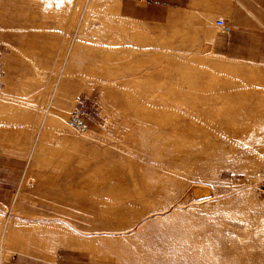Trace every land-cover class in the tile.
Listing matches in <instances>:
<instances>
[{"label": "rangeland", "instance_id": "374dc122", "mask_svg": "<svg viewBox=\"0 0 264 264\" xmlns=\"http://www.w3.org/2000/svg\"><path fill=\"white\" fill-rule=\"evenodd\" d=\"M51 1L54 4L45 0H0V92L9 93L13 100L29 97L43 114L48 105L58 103L66 121L78 112L87 128L74 129L78 141L69 144L71 149L67 143L61 146L58 136H45L48 146L45 144L41 151L44 158L30 172L29 155L39 151L38 131L28 134L21 148L12 137L3 138L0 179L8 182L0 180V185L8 189H0V264H264V140L249 146L244 145L247 138L237 136L235 140L241 143L225 142V150L210 141L187 142L194 145L191 155L180 158L188 154L183 150L185 144L190 145L152 135L146 123L155 119L144 115L137 101L146 98L140 91L149 85L134 88L131 83L144 71H150L155 80L162 78L166 57L158 61L156 51L166 45L169 52L176 51L180 38L170 37L165 45L157 39L145 43L136 54L143 69L133 70L130 63L123 68L124 62L116 67L111 62L115 63L109 64L115 66L113 71L101 63L102 53L109 49L106 37L86 32L100 24L97 14L86 13L80 19L84 0ZM190 1L185 0L183 8L190 7ZM56 2L61 4L60 9ZM122 2L131 6L144 0ZM212 2L207 7L213 12L216 33L218 17L230 26L229 33H224L228 36L231 19L240 12L243 24L251 30L242 32L235 45L225 49L215 46V33L211 48L229 57L264 64V0ZM204 7L199 9L207 11ZM183 8L165 24H146L152 32L163 28L169 35L171 26H180L177 20ZM57 14L62 17L54 18ZM78 20L84 27L79 31ZM83 33L90 41L74 43L73 38ZM169 73L175 74L173 70ZM259 80L264 82V76ZM162 87L159 90H165ZM129 88L136 95L127 94ZM197 95L200 105L202 95ZM8 128L1 126L3 130ZM88 130L95 134L89 132L92 138L88 134L91 139L81 140ZM68 148L73 150L71 154L75 152L74 158ZM7 219L22 224H60L77 235L93 238L94 248L78 250L59 245L51 249L52 256L51 250L47 251L52 242H47L46 248L42 241L45 237V241L52 240L51 236L41 237L34 228H30V234L25 227L10 229ZM35 234L40 238L35 239Z\"/></svg>", "mask_w": 264, "mask_h": 264}, {"label": "bare ground", "instance_id": "6f19581e", "mask_svg": "<svg viewBox=\"0 0 264 264\" xmlns=\"http://www.w3.org/2000/svg\"><path fill=\"white\" fill-rule=\"evenodd\" d=\"M45 1L49 4L53 3L51 0ZM62 1L59 3L62 4ZM57 3L58 2H56V4ZM59 3L56 5L57 9H60L61 7V4L59 5ZM84 3L80 19L83 20L86 13L88 14L87 16H89V14L92 15L93 13V15L97 14L95 18H97L100 22V24L98 23L97 25H93L89 30L87 29L88 31L86 30V32H94V35L97 33L99 34V37L100 35L101 37H106L107 43H105L109 46V49L107 50L106 48L104 53H102L104 54V62L101 61V63H103V67H108L111 62H115V66L120 67L119 65L124 62L121 65L123 68H126L125 66L130 63L129 67H132L133 70L143 69L140 62L141 60L137 58L136 54H138V50L142 51L141 48L145 43H153V41L157 39L160 44L163 43V45H165L170 37L173 38L178 36V38H180L178 39L180 42L178 43L179 45L176 51L169 52V49L166 47L168 45L165 47L163 46V49H159L158 52L156 51L157 55H160L157 58L158 61L161 56L166 57V67H162L164 72H162V78L155 80L154 75L152 76L150 71H144L141 76L138 78L135 77V80L132 79L133 82H131L134 88H140L143 83H147V86L149 85V88L140 91L143 95L145 94L144 96H146V98L140 100L138 98L137 101L139 102L138 107L144 111V115L146 114V116H151L155 119L152 122H148V120V123H146V125L151 128L150 131H152V135L154 137L160 136L161 138L162 136H168L170 143H176L180 140L184 144L185 142L198 144V142L202 143L210 141L215 143V145H221L223 150H225L227 148V144L231 142L241 143L235 140L237 136L243 135L247 138V143L245 142L244 145L249 146H252L254 142L264 140V82H260L259 80L260 77L264 76V64L229 57L222 53H218L211 48L210 43L216 32L214 31V24L212 23L213 12L208 11L209 8L207 6H209V4H213L212 0H191L189 5L190 7L183 8V12L178 17L177 21H179L180 26H171L173 30L169 32L170 36L163 28L161 30L158 29L160 30L159 32L156 30L157 33L155 30L152 32L145 21L123 13L122 0H84ZM201 6L208 8L207 11H202L204 9L200 10L199 7ZM57 9L54 7V10ZM57 11L58 13H64L62 10ZM63 15H65V13ZM58 16L61 15L57 14L54 18ZM74 17L75 16L73 14L72 18ZM92 19L94 18L92 17ZM82 20L81 22L78 20V24H76L78 27L76 28L77 31H79L80 28H84L82 27L83 24L81 25ZM87 20L83 21V23L85 22L84 24H87ZM84 33L73 38V42L79 45H82L81 43H83L84 45V42L87 43L90 41L86 35L87 33ZM86 43L85 45H88ZM90 43L91 42H89V44ZM180 45L185 48L180 49ZM203 46H205L206 49L201 51ZM106 59L110 62L108 65L106 63L108 62ZM112 64L110 66H112ZM98 65L100 66L102 64ZM133 65L137 66L134 67ZM110 66V69L115 68V66L114 68H111ZM170 70H173L175 74L173 75L172 73H169ZM113 71H116V69ZM68 72L69 70H66V73ZM53 73H55V71ZM150 86L152 87L150 88ZM162 86L168 88L166 89ZM160 87L165 90H159ZM141 88L143 87L141 86ZM131 90L132 89L125 91L127 94H130L131 92L135 93V91ZM197 94L202 95L200 100H202L203 103L200 105L197 102ZM28 99L29 97L24 100L17 98L13 100L10 98L9 93L0 92V140L2 139L0 143L3 141L5 136H9L12 137V141L15 142L16 146L21 148L20 146L23 145L22 143L27 138L28 134L38 131L40 141L37 145L38 147H36V149L38 148L36 151H39L35 152L37 155H29L30 157L27 166L29 167L27 168L29 171V169L32 170V168L39 163V159L43 157V153L41 151L44 149L46 144V140H44L45 136H58V139L62 141L60 142L58 140L59 143H62L60 144L61 146L64 143H67L68 145H75L78 139L76 137L77 134L74 133V128L69 124V121H66L65 111L58 108V103V107L56 106L57 104L48 105L47 107L45 106L46 108H43L45 114H43L40 111V107L31 103ZM37 101L38 99L36 100V103ZM62 105L64 104L62 103ZM1 126H9V128L3 130L1 129ZM92 131L88 130V132H83L80 139L83 141L89 140L88 138H92L91 134H95V131ZM89 132L92 133L89 134ZM88 134L90 137H88ZM4 140H6V138H4ZM225 142L228 143L226 144ZM46 145L48 146V143ZM70 145L69 148L71 149ZM56 147L59 148L58 146ZM69 148L68 150L70 151ZM191 148H194V145L193 147L191 145L189 147L185 144L183 150L184 152H188V154L181 155V152L180 158H185V156L191 155L189 154L193 150ZM71 152H73V150L69 153L71 154ZM249 152H253V147L250 148ZM69 153L67 155H69ZM72 155L75 156V152L72 153L71 156ZM71 156L69 155V157ZM42 160L45 161V159ZM22 223L11 219L6 220V224L10 229L25 227L24 229L28 232L30 228H34L39 232H37V235L41 233V237L42 234L51 236L52 240H49L51 239L49 238L47 239L48 241H45L44 239L47 237L42 240L46 242L43 245H47V242L49 241L52 242L49 243V245L51 244L50 247L49 245L44 246L46 248L49 247L47 251L51 249L55 250L59 245L73 247L78 250H84V248L91 247L94 248L93 243H95V241H91L93 238L87 239L84 236L82 237L79 234L77 235L72 230L67 229L66 226L64 227L60 224H50V222H47L49 224L46 225H39L43 222L36 225L34 224L36 222L32 221H27L25 224ZM30 231L28 234H30ZM39 238L40 237L37 236L35 239ZM52 250L50 254L54 256V254H52Z\"/></svg>", "mask_w": 264, "mask_h": 264}, {"label": "crops", "instance_id": "0c3cea01", "mask_svg": "<svg viewBox=\"0 0 264 264\" xmlns=\"http://www.w3.org/2000/svg\"><path fill=\"white\" fill-rule=\"evenodd\" d=\"M123 4V2H122ZM185 4V0H144L140 5H131L130 3L124 6L122 5L125 13L145 21L149 25L159 26L165 24L170 20L171 16L175 14L178 9H182ZM242 21V12L237 14L231 19L232 31L227 36L224 33L218 31L216 33L215 46L225 49V46H234L235 39L240 36L242 32L246 30H251L250 26H246ZM255 29V28H252ZM223 54V53H222ZM2 172V171H0ZM1 174V173H0ZM2 182H8L6 179H0ZM0 189H8L4 187L3 184L0 185ZM11 264H21V263H11ZM29 264H57L54 263L41 262V263H29Z\"/></svg>", "mask_w": 264, "mask_h": 264}, {"label": "built area", "instance_id": "2783aa9c", "mask_svg": "<svg viewBox=\"0 0 264 264\" xmlns=\"http://www.w3.org/2000/svg\"><path fill=\"white\" fill-rule=\"evenodd\" d=\"M216 24L219 27L220 32L222 33H229L230 26L228 25L227 21H225L224 18L218 17L216 19ZM69 124L77 130L84 131L87 128V123L85 118L81 116L78 112H74L69 118H68Z\"/></svg>", "mask_w": 264, "mask_h": 264}]
</instances>
